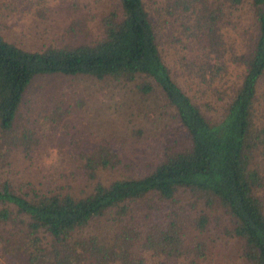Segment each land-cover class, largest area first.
<instances>
[{"label": "trees", "instance_id": "obj_1", "mask_svg": "<svg viewBox=\"0 0 264 264\" xmlns=\"http://www.w3.org/2000/svg\"><path fill=\"white\" fill-rule=\"evenodd\" d=\"M45 1L31 3L44 13ZM159 1L152 8L146 0H117L97 24L78 27L95 29L87 41L29 49L0 33L1 163L9 164L17 144L28 151L36 143L19 119H28L20 118V105L38 75H88L158 94L181 129L179 145L120 173H112L123 159L109 141L66 131L65 156L75 169L54 189L0 169V254L9 264H212L205 242L187 236L189 222L202 230L208 216L202 210L191 216L176 197L183 190L196 204L220 208L230 221L224 232L238 239L241 255L264 264V0ZM244 4L255 34L239 52L222 26ZM5 5L1 0L0 15ZM163 20L173 27L168 40L187 85L160 42ZM233 64L240 75L223 86ZM204 93L220 103L203 102ZM68 112L61 104L44 113L39 106L30 119H41V129L45 119L47 130L51 119H72Z\"/></svg>", "mask_w": 264, "mask_h": 264}, {"label": "rangeland", "instance_id": "obj_2", "mask_svg": "<svg viewBox=\"0 0 264 264\" xmlns=\"http://www.w3.org/2000/svg\"><path fill=\"white\" fill-rule=\"evenodd\" d=\"M6 1L7 5L0 15V33L29 49L91 39L94 34H90L94 33L95 29L91 28L89 33H84L78 27L83 26L84 30L97 24L100 16L117 3V0H46L44 5L47 11L40 13V5L33 6L31 3L34 0ZM146 2L152 8L160 5L159 0ZM163 19L169 22L171 16ZM251 21L248 5L244 4L235 9L223 24L224 38L234 50L242 52L250 44L251 36L255 34ZM71 23H74V30L69 29ZM160 23L163 28L159 30V39L168 53V62L181 84L187 85L185 75L176 63L175 48L168 40L173 27L164 23V20ZM175 44L177 46V43ZM241 70V67L233 64L220 83L229 86L238 78ZM261 86H264V79ZM193 88L197 89L196 83H193ZM194 89L190 91L193 93ZM202 101L220 103L215 96L211 97L207 93L203 94ZM55 104L68 108V115L72 119H51L47 130L45 119H42L44 129L40 128L41 119H30L39 106H42L44 113L46 107ZM159 104L163 103L158 94L141 95L136 89L118 85L116 81L98 80L81 74L38 75L30 84L20 105L23 114L20 118L28 119H19L21 127L25 125L30 128L25 127L31 132L26 133L36 143H33L28 151L19 144L14 146L8 158L9 164L0 161V169L12 175L15 180L33 179L36 185L50 189H54L58 183L70 181L75 165L69 161L67 155L65 156L66 146L62 136L66 131L86 135L92 142L109 141L113 150L123 159L121 167H115L117 171L112 173L127 172L126 168L133 171L145 167L165 146L179 145L177 139L181 129L176 120L170 117L169 111L161 108ZM263 104L262 101L260 112L264 118ZM18 134L21 132L18 131ZM127 164L129 165L126 166ZM262 167L264 169V165ZM110 173L106 170L104 176ZM77 183L82 185L81 182ZM176 197L191 216L201 210L208 216L207 224L202 230L192 222H189L187 227L190 240L201 239L205 242L207 262L250 264L241 255L238 239L225 234L224 230L230 226V221L220 208L196 204L194 196L188 190H183ZM0 264H9L1 254Z\"/></svg>", "mask_w": 264, "mask_h": 264}]
</instances>
